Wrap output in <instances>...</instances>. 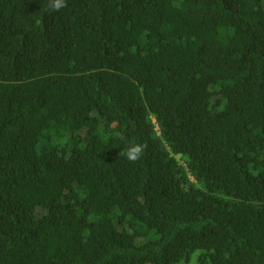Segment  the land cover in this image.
<instances>
[{
	"label": "trees",
	"instance_id": "16d2710c",
	"mask_svg": "<svg viewBox=\"0 0 264 264\" xmlns=\"http://www.w3.org/2000/svg\"><path fill=\"white\" fill-rule=\"evenodd\" d=\"M264 0H0V264H264Z\"/></svg>",
	"mask_w": 264,
	"mask_h": 264
},
{
	"label": "rangeland",
	"instance_id": "374dc122",
	"mask_svg": "<svg viewBox=\"0 0 264 264\" xmlns=\"http://www.w3.org/2000/svg\"><path fill=\"white\" fill-rule=\"evenodd\" d=\"M263 6H264V2H263ZM179 264H199L197 254L193 255L192 258L188 262H181Z\"/></svg>",
	"mask_w": 264,
	"mask_h": 264
}]
</instances>
